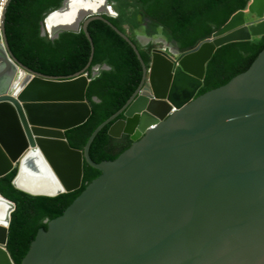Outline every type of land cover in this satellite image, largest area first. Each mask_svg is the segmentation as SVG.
I'll return each instance as SVG.
<instances>
[{"label": "water", "instance_id": "1", "mask_svg": "<svg viewBox=\"0 0 264 264\" xmlns=\"http://www.w3.org/2000/svg\"><path fill=\"white\" fill-rule=\"evenodd\" d=\"M103 1L110 11L77 12L48 32V18L67 7L62 0L41 22V36L81 30L90 44L87 65L67 77L18 62L5 36L8 2L1 13L0 178L14 170L15 189L55 197L80 188L84 162L101 172L38 231L20 264H264V49L246 71L198 96L219 47L264 35V0H250L187 50L173 47L162 27L150 36L138 15L136 40L154 45L148 65L129 35L105 18L116 15L114 2ZM94 19L130 44L143 78L127 104L76 150L65 132L90 117L86 89L109 69L86 72ZM121 115L107 133L129 136L131 147L114 161L94 163L91 142ZM14 210L0 194V264H14L6 250Z\"/></svg>", "mask_w": 264, "mask_h": 264}, {"label": "trees", "instance_id": "2", "mask_svg": "<svg viewBox=\"0 0 264 264\" xmlns=\"http://www.w3.org/2000/svg\"><path fill=\"white\" fill-rule=\"evenodd\" d=\"M113 1L115 16H105L117 29L133 31L141 16L149 35L159 27L169 41L180 50H187L210 37L238 10L245 9L250 0H108ZM62 0H9L4 29L12 55L28 69L46 76L67 77L84 69L89 62L90 44L85 34L63 32L50 40L40 35L41 22L51 11L60 7ZM134 32V31H133ZM93 44L89 68L107 66L100 70L86 89L90 117L80 126L65 132L72 149L82 150L94 129L121 110L143 78V67L130 44L106 22L94 19L87 26ZM128 34V33H127ZM129 35V34H128ZM146 65L151 46L145 47L135 36L129 35ZM264 49V35L250 40L234 41L219 47L207 64L204 85L198 96L227 83L235 75L246 71ZM97 99V102L93 101ZM104 126L91 142L88 155L94 163L114 161L129 149V136L114 138L107 133L115 121ZM13 170L0 178V194L15 204L8 228L6 250L14 264H20L39 230L46 231L47 223L60 217L66 208L101 172L83 163L79 189L55 197L32 196L15 189Z\"/></svg>", "mask_w": 264, "mask_h": 264}, {"label": "bare ground", "instance_id": "3", "mask_svg": "<svg viewBox=\"0 0 264 264\" xmlns=\"http://www.w3.org/2000/svg\"><path fill=\"white\" fill-rule=\"evenodd\" d=\"M100 9L106 12L111 10L103 0H67V7L63 10V12H57L48 18V27L46 30H48V32H51V30L57 26H67V21H70L71 17L73 18L74 16H77V12L81 16V14L83 13ZM46 30L44 31L46 32ZM139 38L142 41L148 40L144 36H140ZM158 40L164 41V39L160 37L158 38Z\"/></svg>", "mask_w": 264, "mask_h": 264}, {"label": "built area", "instance_id": "4", "mask_svg": "<svg viewBox=\"0 0 264 264\" xmlns=\"http://www.w3.org/2000/svg\"><path fill=\"white\" fill-rule=\"evenodd\" d=\"M9 0H0V18H1V13L6 5V3L8 2Z\"/></svg>", "mask_w": 264, "mask_h": 264}, {"label": "rangeland", "instance_id": "5", "mask_svg": "<svg viewBox=\"0 0 264 264\" xmlns=\"http://www.w3.org/2000/svg\"><path fill=\"white\" fill-rule=\"evenodd\" d=\"M126 31L129 35L135 36V33L131 30L128 29V26L125 25ZM161 45H164L163 42H159ZM175 47V46H173Z\"/></svg>", "mask_w": 264, "mask_h": 264}, {"label": "flooded vegetation", "instance_id": "6", "mask_svg": "<svg viewBox=\"0 0 264 264\" xmlns=\"http://www.w3.org/2000/svg\"><path fill=\"white\" fill-rule=\"evenodd\" d=\"M144 26H145V24L143 23V27H144ZM135 28H136V27H135ZM155 34H157V32H156V33H153V34H151V35H155ZM151 35H150V36H151ZM149 46H150V45H149ZM153 46H154V45H152L151 48H152ZM173 46H176V45L173 44ZM176 47H177V46H176Z\"/></svg>", "mask_w": 264, "mask_h": 264}]
</instances>
